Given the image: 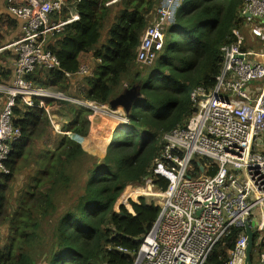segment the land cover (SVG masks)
Here are the masks:
<instances>
[{
	"label": "trees",
	"instance_id": "trees-1",
	"mask_svg": "<svg viewBox=\"0 0 264 264\" xmlns=\"http://www.w3.org/2000/svg\"><path fill=\"white\" fill-rule=\"evenodd\" d=\"M109 1L65 0L60 18L66 20L68 7L79 18L65 24L46 43L60 67L48 72L37 70L26 78L34 86L38 81L41 88L66 94L82 56L91 53L95 61L92 76L82 79L86 90L78 89V94L84 100L112 104L118 94L130 92L129 122L115 123L97 155L62 134L56 146L49 148L44 143L49 117L39 101L42 98L49 104L55 99L35 96L31 106L16 99L13 120L22 135L11 146L7 162L11 174L0 181V228H8L0 246V264H43L42 260L44 264L133 263L140 239L150 231L161 203L131 196L121 203L118 198L129 183L151 177L149 168L160 154L161 135L185 125L193 113L192 89L214 85L220 68L219 48L232 41L230 31L238 25L236 13L243 2L186 0L165 28L166 41L155 62L142 67L135 61L136 48L159 0H117L107 5ZM107 23L106 39L99 43ZM17 24L13 16L0 13V47L6 44L7 30ZM0 52L13 59L11 51ZM10 73L11 66L0 67V84L11 80ZM3 101L0 95V106ZM58 104L72 113L62 131L83 138L91 134L90 109L69 101L58 100ZM27 157H32L36 169L9 213L5 188L18 161ZM154 183L161 190L167 186V180L159 177ZM64 195L67 197L61 204L59 197ZM46 217L52 218L51 226L43 224ZM239 231L232 228L206 264H227V252ZM257 240L258 234H253L252 251ZM260 247L264 248V236Z\"/></svg>",
	"mask_w": 264,
	"mask_h": 264
},
{
	"label": "built area",
	"instance_id": "built-area-1",
	"mask_svg": "<svg viewBox=\"0 0 264 264\" xmlns=\"http://www.w3.org/2000/svg\"><path fill=\"white\" fill-rule=\"evenodd\" d=\"M184 4V0L158 1L136 48L140 66L153 65L166 41L165 28ZM6 5L9 15L19 21V35L0 47L13 55L11 80L0 84L5 101L0 106V181L11 174L7 165L11 146L22 135L13 120L17 98L29 106L35 96L69 101L91 108V116L97 110L102 115L114 113L106 104L37 88L26 78L37 70L59 69V60L46 43L79 18L74 9L68 7V17L62 20L65 0H6ZM235 19L232 41L219 48L214 85L194 87L188 121L160 137V154L149 168L151 177L145 179L156 186L161 209L137 251L129 252L135 254L132 264H206L232 228L240 231L226 263L246 264L249 237L263 229L264 217L258 212L264 210V0H243ZM245 32L261 45L245 47ZM73 75L83 79L92 76V70L81 63ZM40 105L48 112L43 101ZM118 121L126 124L129 119L122 116ZM157 177L167 180L164 190L154 183ZM141 192L137 196L146 194ZM263 236L258 234L255 243L259 263H264L259 240Z\"/></svg>",
	"mask_w": 264,
	"mask_h": 264
},
{
	"label": "rangeland",
	"instance_id": "rangeland-1",
	"mask_svg": "<svg viewBox=\"0 0 264 264\" xmlns=\"http://www.w3.org/2000/svg\"><path fill=\"white\" fill-rule=\"evenodd\" d=\"M185 2H186V0H184V3ZM114 9L116 11L118 8H114ZM110 22H111V20L109 21V23ZM109 23H107L106 27L101 31V37H100L99 43H103L105 41V39H106V28L109 25ZM244 36L247 39L246 40L247 42L244 45L245 47L254 46L255 48H258L261 45L258 41H254L253 38H250V36H252V35H250L249 32H245ZM49 39L50 38H48V40ZM5 40L6 41L9 40L8 34L5 36ZM94 62L95 61H94L92 55H86V59L84 61H81V63L87 64L91 68V70L93 68ZM3 78L6 80L5 77H3ZM1 84H3V83H1ZM35 87L41 88L42 86L40 85V83L38 84V81H37ZM125 93H127V92L124 91L122 94H118L116 96L117 98L115 101H117V100L118 101L115 102L114 105L106 104L111 110L114 111V113H112V114H109V115L103 114L102 115L101 114L102 110H97L95 112V114L93 115L94 117H92L91 116V114L93 113L92 109L87 108V109L91 110V113L88 115V118L90 117L89 119L92 123V132L89 136L82 138L81 140H82V143L84 145V147H83V145H82V147L84 149H86L88 152H90L91 154H93V155L99 154L101 149L104 147L105 137L114 131V128L116 126L115 123H119L118 118L122 117V116L127 117L128 109L126 108L125 100L123 101ZM62 94H64V93H62ZM76 95H78V97H80V99H82L78 93H76ZM2 96H3V94H2ZM120 98H121V100H119ZM82 100H84V99H82ZM51 119H52V123L54 124L56 129L58 128V123L61 126L64 125L63 119L61 117L56 119V117L51 115ZM49 122H50V120H49ZM49 128L51 129L52 132H54V130L52 129L53 126L51 125V122H50ZM55 134L57 136L61 135V134H57V133H55ZM108 137H109V135H108ZM35 142H38V140H35ZM31 159H32V157L20 159L17 163L16 171L12 174V176L10 177V179L7 182V185L5 188V197H6L9 213H12L13 209L17 205V201H19L21 198V194L27 190L29 181L31 179V175H33V173L36 169V167L32 164ZM2 180H4V178ZM31 187H32V185H31ZM138 189L144 190V192H146V194H141L140 197H144L145 199L152 200L153 202H156V203H160L161 198L159 196H156V194H155L157 192V188H156V186H152L148 179H145L142 182H134L132 184L129 183L126 186V189L122 193V195L125 194L127 196H131L134 199H136L139 197V196H137V194H135V193H138V191H137ZM66 197H67V195L59 197V201L61 204ZM258 215H261V216L263 215V217H264V210H260V212H258ZM52 223H53V220L50 217H46L43 219L44 225L51 226ZM262 227H263V229L261 228V231L258 232L259 235H262V232L264 233V224ZM6 229L8 230L7 227H6ZM7 235H8V232L3 237L6 238ZM259 240H262V238H260ZM109 248H111V246H109L108 249ZM37 254H39V253H37ZM251 255H252L253 263L259 264L258 255H257L256 250L252 251ZM42 263L44 264L43 260H42Z\"/></svg>",
	"mask_w": 264,
	"mask_h": 264
},
{
	"label": "crops",
	"instance_id": "crops-1",
	"mask_svg": "<svg viewBox=\"0 0 264 264\" xmlns=\"http://www.w3.org/2000/svg\"><path fill=\"white\" fill-rule=\"evenodd\" d=\"M5 2H6V0H2L1 7H0V13H4L8 16H11V15H9V13L7 11V5ZM17 22H18V24L15 28L7 30L8 35H9V40L8 41L5 40L4 43H8L10 41H13L14 39H16L18 37V35H19V21L17 20ZM86 55H92V54L91 53L84 54L82 56V59H81L82 61H84L86 59ZM12 60H13L12 58L5 57L2 55V52H0V67H3V69H4L7 66H11L10 78L12 77V73H13ZM74 77H75L74 79L70 80L71 86H70V89L67 91L66 95L69 97H72V98L80 99V97H78V95H76V93H78V89H82V91L85 92L86 87L83 86V84L81 83L82 80L79 77H76V76H74ZM4 102L5 101H3L1 106L4 105ZM47 108H48L47 114H48L50 122H52L51 115L56 117V119L61 117L63 119L64 123L69 121V119L72 118V113L70 111H68L67 107H64V108L61 107L60 108V106L58 104V100L57 101L51 100V102L47 105ZM52 129L54 130V132H52L50 129L49 134L44 137V143L46 144L47 147L54 148L56 146L57 141H58V136L55 133L62 134V135H68L69 137H71L74 140H77L78 142H80L83 145L82 140H81L83 137H81L75 133H72L70 131H62V126L59 123H58V129L61 130L60 132L57 131L55 126ZM83 147H84V145H83ZM7 232H8V230L6 228H4V227L0 228V241H1L0 246L4 245L5 237H3V236H5L7 234Z\"/></svg>",
	"mask_w": 264,
	"mask_h": 264
},
{
	"label": "water",
	"instance_id": "water-1",
	"mask_svg": "<svg viewBox=\"0 0 264 264\" xmlns=\"http://www.w3.org/2000/svg\"><path fill=\"white\" fill-rule=\"evenodd\" d=\"M6 3V2H5ZM131 98H132V94L130 95V92L128 93H125L124 94V98H123V101L125 100V104H126V108L128 109L130 104H131ZM121 100V98L119 99ZM118 101V100H117ZM117 101H114L112 103V105H114L115 102ZM140 197V196H139ZM118 202H121V203H125L126 202V197L124 198L122 195L118 198ZM252 246H253V241H252V234L250 235L249 237V242H248V246H247V258H246V264H253V261H252ZM259 264H264V263H259Z\"/></svg>",
	"mask_w": 264,
	"mask_h": 264
},
{
	"label": "bare ground",
	"instance_id": "bare-ground-1",
	"mask_svg": "<svg viewBox=\"0 0 264 264\" xmlns=\"http://www.w3.org/2000/svg\"><path fill=\"white\" fill-rule=\"evenodd\" d=\"M38 97H40V96H38ZM31 99H32V97H31ZM41 101H43L42 98H40L39 103H40ZM47 105H48V104H46V103L44 102V106H47ZM145 189H146V188H145ZM137 191H138V193H143V192H141L142 190H140V189H138ZM148 192H149V191H148ZM138 193H135V194L138 195ZM122 196L125 198L127 195L123 194ZM126 198H127V197H126Z\"/></svg>",
	"mask_w": 264,
	"mask_h": 264
}]
</instances>
